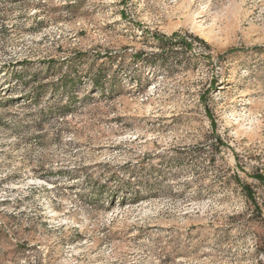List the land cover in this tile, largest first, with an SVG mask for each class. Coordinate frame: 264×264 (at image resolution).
Listing matches in <instances>:
<instances>
[{
  "label": "rangeland",
  "instance_id": "rangeland-1",
  "mask_svg": "<svg viewBox=\"0 0 264 264\" xmlns=\"http://www.w3.org/2000/svg\"><path fill=\"white\" fill-rule=\"evenodd\" d=\"M0 264H264V0H0Z\"/></svg>",
  "mask_w": 264,
  "mask_h": 264
},
{
  "label": "trees",
  "instance_id": "trees-1",
  "mask_svg": "<svg viewBox=\"0 0 264 264\" xmlns=\"http://www.w3.org/2000/svg\"><path fill=\"white\" fill-rule=\"evenodd\" d=\"M159 41H160V45L162 46V47H164V46H167V45H169V44H173L172 42H173V38H164V37H162V38H159ZM165 48V47H164ZM104 74H105V72H104ZM101 76H102V71L100 70L99 71V74H97V75H95V77H94V79H93V82H94V84H95V86L99 89V90H103V86L101 85ZM70 83H64L63 84V88H69V86L70 85H73V83H75V81H74V79H71L70 81H69ZM38 92V96H40L41 94H42V91L41 90H38L37 91ZM76 99V98H75ZM108 192H111V191H108ZM250 196V198L252 199V200H255L254 199V197L253 196H251V195H249ZM255 202V201H254Z\"/></svg>",
  "mask_w": 264,
  "mask_h": 264
}]
</instances>
